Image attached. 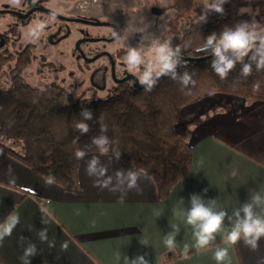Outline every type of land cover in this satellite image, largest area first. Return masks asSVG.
I'll list each match as a JSON object with an SVG mask.
<instances>
[{"label": "crops", "instance_id": "1", "mask_svg": "<svg viewBox=\"0 0 264 264\" xmlns=\"http://www.w3.org/2000/svg\"><path fill=\"white\" fill-rule=\"evenodd\" d=\"M175 130L192 148V166L163 200L145 172L115 155L88 153L79 158V193H72L47 183L0 149V221L9 213L20 218L0 242V264H23L30 244L38 251L31 264H125L126 257L138 254H145L150 264H217L213 252L216 245L224 246L222 234L197 253L191 247V226L177 213L189 206L192 193L215 199L216 209L229 214L250 192L264 194V102L214 92L183 106ZM93 156L105 168L104 177L87 174ZM128 170L139 173L138 188L129 190L125 182L110 190L117 187L116 173L126 175ZM108 178V188L94 186ZM160 209L163 215L157 217ZM173 225L180 231L175 249L169 250L163 241ZM45 230L47 239L42 241L39 234ZM258 243L255 251L242 240L230 247L231 264H258L264 258V237Z\"/></svg>", "mask_w": 264, "mask_h": 264}, {"label": "trees", "instance_id": "2", "mask_svg": "<svg viewBox=\"0 0 264 264\" xmlns=\"http://www.w3.org/2000/svg\"><path fill=\"white\" fill-rule=\"evenodd\" d=\"M201 12L170 39L181 48L182 56L210 55L200 50L209 34H219L239 21L257 20L235 5L223 14L210 12L205 22L199 19ZM9 59L0 54V80ZM211 59L185 62L195 84L183 90L178 80L163 76L150 92L131 83L118 86L104 99H86L75 97L71 87L56 82L45 87L29 85L23 77L31 61L25 51L9 70L8 87L0 86V149L65 191L79 193L76 152L100 153L91 141L101 134L102 122L107 129L103 134L110 141L107 154L145 172L154 181L159 198L166 199L192 166V148L175 130L183 106L214 92L264 102V70L257 71L253 64L251 74L244 78L238 63L222 80L211 69ZM184 71L178 68L179 73ZM82 108L90 109L94 117L86 121L87 134L76 129L83 119Z\"/></svg>", "mask_w": 264, "mask_h": 264}, {"label": "clouds", "instance_id": "3", "mask_svg": "<svg viewBox=\"0 0 264 264\" xmlns=\"http://www.w3.org/2000/svg\"><path fill=\"white\" fill-rule=\"evenodd\" d=\"M13 4H19L20 0H11ZM226 0H199V4L203 6L200 14V21L205 22L210 12L223 14ZM56 11L53 10L49 17L36 19L29 23L24 36L30 42H37L50 20H54ZM135 33H143L145 28H137ZM112 36L119 39L117 31L112 32ZM205 51L211 56V69L220 77L226 79L228 74L239 63L241 65L240 75L247 78L252 72V66L255 65L257 71L264 70V24H261L255 18L243 20L232 26H225L222 31L217 34L212 32L205 38L203 45ZM247 58V62H245ZM124 63L127 65L129 72L137 76V81L146 92H150L156 86L159 79L168 76L173 80H178L183 88H187L190 84L194 85L195 81L187 70V66L182 59L181 48L173 46L171 40L162 38L153 34L149 40L148 54L145 55L144 50L139 46L129 45L123 57ZM178 68H184L181 74ZM80 116L83 118L76 124V129L81 134L89 132V124L86 121L93 120V113L88 108H82ZM106 127L101 122V134L92 138V145L98 149L101 154H107L109 151V138L103 133ZM86 155L84 150L76 152L77 158H83ZM86 172L89 176L104 177L106 170L100 166L98 157L93 156L87 163ZM235 175V171L232 172ZM117 187L110 190H118V186L124 185L126 182L127 189L138 188L137 181L139 173L128 170L126 175L123 171H118L115 177ZM53 180L50 178L47 183L51 184ZM112 184V178L104 180L99 186L108 188ZM207 192V189H204ZM189 206L182 212H178V216H182L184 222L191 226L194 243L191 247L199 253L203 249H207L217 237L222 234V244L216 245L213 252V259L217 264H231L229 248L239 243L241 240L251 250L255 251L259 247V240L264 237V194L258 191L250 192L249 199L239 206L234 207L231 214L227 211L215 207V199H207L202 195L192 193L189 198ZM155 215L160 217L163 210H156ZM229 221V227L225 228V219ZM19 215L9 213L3 221H0V242L6 236H10L19 223ZM173 231L168 233L164 238V245L173 250L176 247V236L179 234V225H173ZM41 240H46V230L40 234ZM23 240L24 238L21 237ZM146 245V243L141 242ZM66 247V245H65ZM189 245L184 246V258H187ZM38 254L35 245H29L24 249V255L21 258L23 264H31V257ZM125 264H150L145 254H138L135 257L125 258ZM258 264H264V258H261Z\"/></svg>", "mask_w": 264, "mask_h": 264}, {"label": "rangeland", "instance_id": "4", "mask_svg": "<svg viewBox=\"0 0 264 264\" xmlns=\"http://www.w3.org/2000/svg\"><path fill=\"white\" fill-rule=\"evenodd\" d=\"M35 1V0H34ZM45 5L55 10L59 14L66 16H78L86 19H96L101 22H112L118 24L121 36L117 42L110 45V50L115 48L127 49L129 45L139 46L148 54L149 40L152 35H159L162 38L171 39L172 36L187 24L203 6L199 0H41ZM1 2L12 3L11 0H0ZM238 6L240 12H248L257 17V21L264 24V0H226L223 5L224 10L231 6ZM12 16L0 17V32H4L13 25ZM55 27L56 21L50 20ZM145 28L143 33H135V29ZM27 26H21L19 41L23 44L30 42L24 36ZM71 36L56 46H43L44 40L35 45L33 51L34 59L23 71L25 81L31 86L43 87L51 82L63 81L65 87L75 86V97L94 99L104 98L110 91L87 92L89 84L86 74L78 71V61L73 51L75 40L84 32L91 35L106 36L110 32L109 28H92L71 24ZM47 33L45 30L42 35ZM92 46V45H90ZM89 49V48H88ZM87 50V49H86ZM42 58L45 62H53L52 68L42 66ZM13 63L5 64L1 70L0 86L8 87L9 69ZM62 67V71L60 70ZM40 70V72H37ZM128 71V69H127ZM74 72V76H69ZM129 72V71H128ZM131 73V72H130ZM133 74V73H132ZM96 91V92H95Z\"/></svg>", "mask_w": 264, "mask_h": 264}, {"label": "flooded vegetation", "instance_id": "5", "mask_svg": "<svg viewBox=\"0 0 264 264\" xmlns=\"http://www.w3.org/2000/svg\"><path fill=\"white\" fill-rule=\"evenodd\" d=\"M44 2L45 1L41 0H20L19 4L1 2L0 17L8 15L12 16L14 19V23L9 29L4 32H0V54L5 58H10L8 63L14 62L15 64V61L20 57V55H22L23 52L28 51L30 53L31 64L34 59L33 51L35 49V45L43 40L44 44L42 47L44 48L45 46H56L61 44L71 36V24L92 28L103 27L110 29L108 35H91L90 33L83 31L84 33L74 42L73 51L76 54L78 61L81 62L78 63L77 69L79 72L86 74L88 77L89 84L86 91L89 93L93 90L100 92L110 91L111 94L122 84H136L133 79L121 81L130 75L135 77L137 76L127 71V65L123 61V57L126 53L125 49L117 50L115 48L113 51L110 50V45L115 44L118 40L112 36V32L114 30L117 31V29L114 26L108 25L114 24L112 22H101L96 19H86L78 16H66L56 12L54 19V21H56L55 27H53V23H48V26L45 29L47 33L42 35L37 42H28L26 44L18 42L21 34V26H28L29 23L38 18L43 19L51 15L53 10L46 6ZM115 25H117L120 31V37V26L118 24ZM40 63L42 66H46L47 68H52L54 65L53 62H45L44 58H42ZM13 66L14 65H12L11 68ZM60 68L62 71V67ZM37 72H40V70H37ZM69 76H74V72H70ZM56 83L65 86L63 81ZM68 87L76 90L75 86ZM98 98L100 97H96L94 99Z\"/></svg>", "mask_w": 264, "mask_h": 264}, {"label": "water", "instance_id": "6", "mask_svg": "<svg viewBox=\"0 0 264 264\" xmlns=\"http://www.w3.org/2000/svg\"><path fill=\"white\" fill-rule=\"evenodd\" d=\"M108 25L114 26V27L117 29V32H118L119 35H120V31H119L117 25H115V24H108ZM114 39H115V38H114ZM200 50H201V51H204V48L201 47ZM209 58H212V56H211V55H207V56H203V57H185V56H182V59H183L184 62H188V61H191V62H199V61H205V60H207V59H209ZM129 79H133V80H135L136 85H137V86H140L139 82L137 81V77H135V76H133V75L127 76L126 78H124V79L121 80V81H127V80H129Z\"/></svg>", "mask_w": 264, "mask_h": 264}]
</instances>
